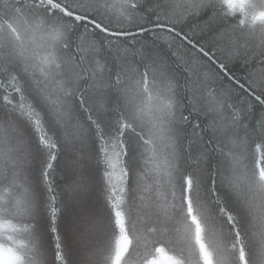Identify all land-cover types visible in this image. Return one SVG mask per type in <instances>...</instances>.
<instances>
[{"label":"snow or ice","instance_id":"6c2138e0","mask_svg":"<svg viewBox=\"0 0 264 264\" xmlns=\"http://www.w3.org/2000/svg\"><path fill=\"white\" fill-rule=\"evenodd\" d=\"M0 264H264V0H0Z\"/></svg>","mask_w":264,"mask_h":264}]
</instances>
